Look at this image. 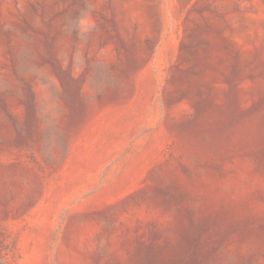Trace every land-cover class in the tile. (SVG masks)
Returning a JSON list of instances; mask_svg holds the SVG:
<instances>
[{
	"label": "rangeland",
	"instance_id": "1",
	"mask_svg": "<svg viewBox=\"0 0 264 264\" xmlns=\"http://www.w3.org/2000/svg\"><path fill=\"white\" fill-rule=\"evenodd\" d=\"M0 264H264V0H0Z\"/></svg>",
	"mask_w": 264,
	"mask_h": 264
}]
</instances>
